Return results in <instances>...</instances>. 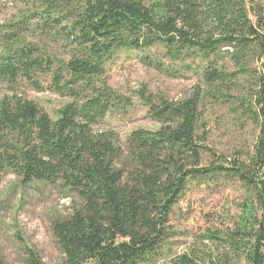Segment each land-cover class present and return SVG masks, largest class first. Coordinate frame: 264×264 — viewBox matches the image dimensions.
I'll list each match as a JSON object with an SVG mask.
<instances>
[{
  "label": "trees",
  "instance_id": "trees-1",
  "mask_svg": "<svg viewBox=\"0 0 264 264\" xmlns=\"http://www.w3.org/2000/svg\"><path fill=\"white\" fill-rule=\"evenodd\" d=\"M26 7L0 41V175L72 197L69 214L52 223L63 263L264 264V0H29ZM52 44L68 50L66 60L55 61ZM158 48L146 64L173 76L184 70L200 90L149 105L158 130L133 131L120 143L97 129L123 109L105 65L119 51L145 60ZM23 86L69 102L50 116L20 93ZM233 90L241 97L225 101L256 136L224 157L199 134L200 109ZM192 182L210 192L231 186L235 197L215 227L174 254L168 219ZM27 264L39 263L31 256Z\"/></svg>",
  "mask_w": 264,
  "mask_h": 264
},
{
  "label": "rangeland",
  "instance_id": "rangeland-1",
  "mask_svg": "<svg viewBox=\"0 0 264 264\" xmlns=\"http://www.w3.org/2000/svg\"><path fill=\"white\" fill-rule=\"evenodd\" d=\"M28 3L29 0H0V41L5 34L3 27L27 9ZM51 50L56 62L67 59L64 54L68 50H63L61 44H52ZM161 51V48L151 50L143 55L145 60L139 53L119 51L106 63L104 80L122 101L123 109L106 117L98 130L111 133L120 143L136 130L154 132L160 125L149 116V105L177 102L200 90L199 78L184 70L173 76L146 64V57L155 58L154 52ZM198 62L190 59L185 63ZM241 92L233 90L229 99L208 98L200 109L203 128L199 134H203L216 155L230 157L234 150L249 147L255 139L254 126L238 107L225 101L234 102ZM20 93L53 117L69 102L50 92L37 93L29 86H23ZM211 189L210 192L192 182L174 207L168 219L167 247L171 253L184 252L193 237L217 225V214L232 207L235 195L231 186ZM71 201L72 197L56 186L39 183L23 186L12 175H0V264H27L31 256L39 264H64L52 223L69 214Z\"/></svg>",
  "mask_w": 264,
  "mask_h": 264
}]
</instances>
